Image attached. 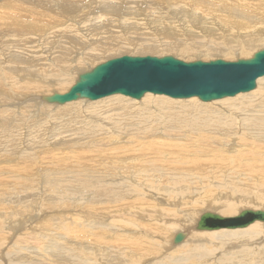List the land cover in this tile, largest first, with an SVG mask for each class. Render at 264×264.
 <instances>
[{
    "label": "bare ground",
    "instance_id": "1",
    "mask_svg": "<svg viewBox=\"0 0 264 264\" xmlns=\"http://www.w3.org/2000/svg\"><path fill=\"white\" fill-rule=\"evenodd\" d=\"M108 1L0 0V40L4 34L9 37L11 33L17 34L21 30L26 31L29 36L34 34L28 36L29 38L23 42L24 45L14 46L13 50L0 54V95L3 96V98L0 97V100L10 102L9 105L12 107H5L0 110V122L3 127L0 131V150L5 147L17 148L14 134H18L19 130H21L22 135L16 138L18 143H21L22 136L25 139L24 134L28 137L33 130L28 122L24 124L22 119L17 122V116L13 121H6L9 114L6 111H9V109L13 111L16 106L20 114L19 104L29 109V105L23 100L25 97L34 98L37 104H45V97L53 93L67 92L74 84L79 73L90 70L84 66V62L88 60L86 59L88 54H101L106 51L112 56L120 53L119 51L124 48L123 44L118 43V39H121L122 35L121 30L127 25V21L137 23V20L134 19L136 16L132 17V14L137 13V10L130 11L124 6L125 9L123 8L124 12H122V5H125L123 3L128 2L129 4L130 0H115L120 7L112 5V0H110L112 2ZM132 1L137 5H143L142 0ZM156 2L159 5H165V3L168 6L179 5L184 8L183 11H191L190 15L187 16H192L194 22H202L200 26L202 32L198 31L200 33L198 36L207 28L221 31L218 36L209 34L210 37L207 39H196L193 36L187 44L180 43L179 46L180 39L172 37L174 36L173 31H162L165 28L161 27L158 30L164 32L161 35L166 38L164 47L168 51L180 47L181 51L194 54L196 49L203 48L202 50L209 57L220 55L224 57L235 53L248 56L257 50H254L255 48L264 46V0H156ZM183 11L178 12L174 19L181 18ZM84 12L91 14V18L86 16L87 19L95 20L92 23L89 20L88 23L90 22L91 26L88 27H94L96 23H100L101 20L104 21L107 17H110V20H106V23L111 25L104 27L101 31L87 32L92 38V42L87 43L85 38H80L74 44L79 52H76V54L74 46L68 47L71 42L68 40L70 37L64 43L61 41L56 42L50 50H48V45L42 44L45 38L48 40L49 36H57L59 33L76 30L75 35H79L77 28L82 31L86 26L82 25L79 20L85 16ZM97 13L98 15H96ZM63 14L69 15V19L75 22L76 26L69 24L64 26L63 18L66 19V17ZM112 22H118V25L112 24ZM114 25L115 29L113 28ZM133 30L126 28L127 37L125 36V39H128L131 46L148 48L152 53L158 52L157 44L153 40L138 38L137 29H135L136 33ZM13 35L12 37L15 36ZM104 35H108L105 41L112 42L111 45L102 46L95 43L96 39L102 38ZM54 38L61 39L62 37L49 38L48 43ZM204 41L206 42L205 45L202 44ZM257 43L261 44L256 45ZM36 47L41 49L42 57L35 54H38L35 50ZM56 50L59 51L60 55L53 53ZM228 56L227 58H230ZM69 57H72L73 60ZM180 60L184 61L183 59ZM255 82L256 86L255 90L252 89L253 91L238 93L214 101H199L196 99L197 97L179 98L178 100L172 98L175 99L172 100L168 96L151 95L147 92L139 102L131 100L133 99L131 97H129L131 99H128V96L112 93L108 96L90 100V102L79 100L64 104L47 103L49 107L47 106L45 112L48 113V117L51 119L52 116H55L58 119L52 120L58 122L57 125L55 124L56 127L48 124V132H45L43 126L38 132L39 136L44 135L48 138V152L31 155V152L28 154L23 152L24 149L21 148L23 151L16 152L13 158L14 162L21 160L20 166L18 165L17 168L4 166L8 169L9 174H7V178L0 177V209H2V211L0 210V234L9 225H18L23 229L29 228L30 223L32 225L33 222L30 221H35V218L17 215L16 210L18 208L21 210L22 204L20 202L22 200H28L29 202L35 200V196H38L40 190L44 195L50 193L51 196L48 195L49 199H55V201L63 203L65 201L66 203L74 202L75 204V206H62L65 210H59V208L56 209L59 204L50 200L48 206L50 208L55 207L50 212L58 214L44 216H42V212L38 214L42 216V219L44 217L45 221H48L46 227L48 232L49 230L54 231L55 239L53 241L56 246L52 244L51 247L57 249L60 254L64 255L66 253L67 256L64 259L61 257L53 258L47 253L48 257L42 262H48V264L53 261L55 264L56 262L61 264H264V227L262 226L264 222L254 221L253 224L251 223V225L242 228L203 229V231H209L203 232L202 229L198 228V223L203 215L209 212L221 217L224 216L211 211H204L200 214L199 212L202 209L198 211V208H194L199 204L206 203V209L212 211H215L214 208L217 210L218 207L225 208L222 213L226 215L239 213L243 210H263L250 209V206L254 204L258 207L262 206L261 202L264 204V152H258L259 149L264 147V76L257 78ZM31 103L29 101V104ZM212 103H218V105ZM52 105L55 106V109L50 108ZM120 106L123 107L119 108ZM117 108L119 110H116ZM34 109L36 108L33 107V111H36ZM37 110L39 109L37 108ZM155 128L157 129L154 132ZM74 132L78 133L84 139V142L87 141L89 149L86 148V145L84 147L82 140L70 144L68 140L63 141L58 136V134H65L69 139V137L75 136L72 134ZM164 132L167 134L164 142L160 144L168 146L156 149L159 146L157 143L151 146L152 149L146 148L148 154L141 156L139 163L142 167L138 166L144 171L145 175L141 177V180L135 178L140 176L138 172L142 171H135L134 165L137 157L134 155L142 152L145 149V144L151 142V140L145 139L144 136L153 135V133L162 136ZM174 132L180 134L178 141L171 137V133ZM169 138L174 143L169 142ZM101 142L103 146H101ZM111 145H116V147L111 148ZM235 145L236 147H234ZM38 146L40 147L39 143ZM256 149L258 150L255 151ZM260 151H263V149ZM86 155H88L87 159L84 158ZM46 156H48V167H40L39 164L41 163L37 161ZM71 157L74 158L75 162L72 165H67V163L62 167L60 163L56 162V159L62 160V158L63 161H70ZM120 157L122 159L117 160ZM17 158L18 160H15ZM35 159L37 161H32ZM238 159L245 160L247 163H244L243 166L240 164V168L237 165ZM261 160L262 163H258ZM151 163L153 171L150 169ZM51 167L58 170L48 173V169ZM13 171L14 174L12 175ZM96 173L98 177L112 178L108 179L111 180L108 185L106 182L103 185L106 188L107 202L97 204V202L91 203L90 201L86 203L84 208L86 201L84 203L80 201L82 202L81 205L78 201L81 199L89 200L91 195L94 194L95 196V192L88 194L87 189H84L78 183L82 181L83 184L96 185ZM253 178H256L259 182H255ZM207 182L217 187V193L215 194L206 189L204 192L206 198L212 195L214 201L202 202L200 200V202H197L198 199L194 196L196 193H200V186L198 185H206ZM131 183H136V185L132 186ZM32 184L37 185L35 186L37 188L35 192L29 191ZM125 184H128V188L126 190L120 189ZM145 192H148V194H145ZM102 193H104L103 190ZM165 193H168V195H165ZM252 193H256V198ZM146 197L152 198V201L156 202H149L151 207L146 203L141 205ZM201 197L199 198L202 199ZM258 200H261V202L258 203ZM46 201L48 204V199ZM195 202L197 204L194 205ZM113 203H118L121 208H129L127 216L129 217L130 214L135 219H129L127 216L125 218L124 215L116 216L121 213L122 209L104 212L103 214L88 210L97 209L98 211V206L105 209ZM243 203L248 204L249 207L243 208ZM178 205L182 207L178 208ZM10 206L15 221L6 219V224L2 225L1 217L3 214H7ZM78 207L83 208L81 212L85 214L84 218L91 216L89 221L86 220L80 223L83 229L93 227L96 220H104L110 224V228L116 227V229L111 228L116 231L112 232V230H109L110 228L99 230L103 226L97 223V228L94 230L84 231L85 235L93 238L94 241L93 239L91 241H85L86 239L79 241L77 239V242H66V240L62 243L60 237L70 233L68 231L73 232V229H70L72 226H69V223L61 218L62 213L68 210L80 211ZM39 208H41V205ZM38 215L35 222L39 224ZM96 215L106 216L109 219L99 218L95 220ZM124 218L126 221L122 222ZM50 219H53L52 223ZM93 222L94 224L91 225L90 223ZM122 223L131 227V229H123ZM195 223L196 229L199 231L194 230ZM52 227L55 229H52ZM38 229L40 230V228ZM6 233L8 232L6 231ZM188 234L190 235L188 236ZM2 235L0 236L2 237ZM179 235L181 239L177 242L176 237ZM106 236L107 238H105ZM152 237H155L156 240ZM252 238L253 242L248 243ZM5 239L4 237L0 239V246L4 244ZM183 240L182 244L177 245ZM15 241L12 244L15 252L27 245L21 238ZM42 241L45 242V239ZM203 241H206V243ZM225 241L227 242L225 243ZM228 241H235L236 245L234 243L230 244ZM254 244L256 246H252ZM258 244L260 247H258ZM170 247L173 249L170 250ZM222 247L225 248V254L222 253ZM45 255L42 256L45 257ZM148 255L153 256L155 259L142 260ZM235 255L238 256L234 258ZM231 258L234 259L231 261ZM178 260L180 261L178 262ZM0 262L2 263V261Z\"/></svg>",
    "mask_w": 264,
    "mask_h": 264
},
{
    "label": "rangeland",
    "instance_id": "2",
    "mask_svg": "<svg viewBox=\"0 0 264 264\" xmlns=\"http://www.w3.org/2000/svg\"><path fill=\"white\" fill-rule=\"evenodd\" d=\"M113 1V3H112V5H114V6H116V7H120L119 6V3L117 2V1H115V0H112ZM112 1H108V2H112ZM128 1V0H127ZM131 2H129V4H128V2L127 3H123V4H125V5H122V12H124V10H123V8H124V6H125V8H128L130 11H134V10H137V13H135V14H132L133 16V18L134 19H136L137 20V23H135V21L131 24L129 21H127V25L124 27V29H122L121 31V33H122V35H121V39H118V43H121V44H123L124 45V48L121 50V51H119L120 53H118V54H115V55H109L108 53H106V51H103V53H101V54H94V53H90V54H88L87 55V57H86V59H88L87 61H85L84 62V66L86 67V68H88V69H92L94 66H96L97 64H100V63H102V62H105V61H107V59L109 60L110 58L112 59V58H116V57H120V56H124V55H129V56H147V55H150V56H158V57H162V56H165V55H172V56H175V57H177V58H179V59H183L184 61H194V60H202V61H209V60H213V59H217V58H221V59H224V60H227V61H234V60H236V59H245V58H249V55L251 54H249L248 56H244V55H241L240 53H235V54H232V55H230V56H228V57H230V58H227V56H224L223 57V55H220V56H216V57H209V55L205 52V51H203L201 48L200 49H196L195 51H194V54L193 53H191V54H187L185 51H181L180 50V47H178V48H176L175 50H173V51H168V50H166L165 49V47H164V42L166 41V38H165V36H163V35H161V34H163L164 32H159V30L158 29H161V27H164L165 29H163L162 31H165V30H169V32L171 31H173L172 33L174 34V36H172L173 38H175V39H180V42H179V46H180V43L181 44H183V45H185V44H187L188 42H189V40H191V38L193 37V36H195L194 38H196V39H207V38H209L210 36H209V34H212L213 36H218L220 33H221V31H217V30H210L209 28H207L206 30H207V32H206V30L200 35V36H198L200 33L199 32H202L201 31V24H202V22H200V23H198V22H194V19L192 18V16H187V15H190V13H191V11H183L182 9H184L182 6H179V5H175V6H173L174 8H176L175 10H174V8L172 7V6H168L166 3H165V5L163 4V5H159L157 2H156V0H142V2H143V5H141V4H139V5H137L135 2H133L132 0H130ZM191 1V0H190ZM115 2V3H114ZM132 3H134L135 4V6H134V4H132ZM97 6H98V4H97ZM124 8V9H125ZM168 8H169V10H168ZM167 10V11H166ZM172 10V11H171ZM180 11H183V14H182V17L181 18H178V19H174V17L178 14V12H180ZM99 12V11H98ZM143 12V13H142ZM85 16L84 17H82L83 19H79L80 20V22L82 23V25H86L85 26V28H84V30H82V31H80L78 28H77V33L79 34V35H75V31L76 30H74V31H71V32H66V33H59V35H57V36H49L48 37V40H49V38H53V37H62L61 39H58V38H54L50 43H48V40H47V38H45V40H43L42 41V44L43 45H48V50H50V49H52L53 47H54V44L56 43V42H58V41H61V42H63L64 43V41H66V39H68V37H70V39H68V40H70L71 42H70V45H68V47H72V46H74L75 47V49H74V52H75V54H76V52H78L77 50V46L76 45H74V44H76L78 41H79V39L80 38H85L86 39V41H87V43H90V42H92V38L90 37V35L89 34H87V32H91V31H101L104 27H107L108 25H111L110 23H106V20H110V17H107V19H105L104 21L103 20H101L100 21V23H96L95 24V26L94 27H88V26H91V23L92 22H94L95 20H90V13H86V12H84L83 13ZM86 14H89V15H86ZM100 14V13H99ZM145 14H147V15H145ZM167 14H169V15H167ZM186 14V15H185ZM96 15H98V13L96 14ZM167 15V16H166ZM63 16L64 17H66V19L65 18H63V22H64V26L65 25H67V24H69V25H73V26H76V23L75 22H72L70 19H69V15H67V14H63ZM62 16V17H63ZM68 16V17H67ZM86 16H88V17H90L89 19H87L88 17H86ZM145 16V17H144ZM155 16V17H154ZM171 17V18H170ZM133 18H131V19H133ZM96 19V18H95ZM66 20V21H65ZM90 20V22L88 23V21ZM103 21V22H102ZM111 22V21H110ZM112 24H115V25H118V22H112ZM129 24V25H128ZM150 24V25H149ZM115 25L113 26V28L115 29L116 27H115ZM148 27V28H147ZM150 27V28H149ZM159 27V28H158ZM126 28H131L132 30L134 29H137V31H138V33H136L137 31L135 30H133L136 34H137V37L138 38H143V39H148L149 41L151 40H153L154 41V43L155 44H157V47H158V52H156V53H152V51H150L148 48H138V47H136L135 48V46L134 45H132L131 46V44L130 43H128V39L126 38L125 39V36L127 37V31H126ZM141 30V31H140ZM124 31V32H123ZM143 31V32H142ZM199 31V32H198ZM26 31H24V30H21V32H19V33H11V35L8 37V35L7 34H4V35H2L1 36V40H0V54L1 53H7L9 50H13L14 49V46H17V45H24L23 44V42L27 39V38H29L30 36H32V35H34V34H32V35H30L29 36V34H27V32L25 33ZM110 33V32H109ZM123 33H125L124 35H123ZM204 33H206V34H204ZM208 33V34H207ZM15 36H14V35ZM20 34V35H19ZM27 34V35H26ZM143 34V35H142ZM12 35L14 36V37H12ZM146 35V36H145ZM22 36V37H21ZM29 36V37H28ZM107 36L108 35H104L102 38L101 37H99L98 39H96V41H95V43H97V44H101L102 46H105V45H111L112 44V42H106L105 40L107 39ZM141 36V37H140ZM163 36V37H162ZM212 36V37H213ZM18 37V38H17ZM44 37H45V35H44ZM6 38V39H5ZM12 38V39H11ZM17 39V40H16ZM21 41H20V40ZM125 39V40H124ZM12 40H13V42H12ZM15 40V41H14ZM121 40V42H119ZM123 40V41H122ZM165 40V41H164ZM18 41H19V44H18ZM136 41H138V40H136ZM169 42H170V39H169ZM7 43V44H6ZM47 43V44H46ZM9 44V45H8ZM14 44V45H13ZM203 45H205L206 44V42L204 41L203 43H202ZM259 44H261V43H257L256 45H259ZM264 45V44H263ZM67 46V45H66ZM29 47H31V46H29ZM262 48H264V46H261V47H258V48H255L254 50H259V49H262ZM136 49V50H135ZM35 50L38 52V54L37 53H35L36 55H38L39 57H42L43 56V53L41 52V49L39 48V47H36L35 48ZM180 50V51H179ZM253 50V51H254ZM256 50V51H257ZM200 51V52H199ZM147 52H150V53H147ZM237 52V51H236ZM255 52V51H254ZM254 52H252V53H254ZM53 53L55 54V55H60V53H59V51L58 50H56V51H53ZM79 53V52H78ZM178 53H180V54H183V55H179ZM45 54V53H44ZM252 55V54H251ZM251 55H250V57H251ZM223 57V58H222ZM70 59H72L73 60V58L72 57H69ZM47 62H48V60H47ZM54 74V73H53ZM52 74V75H53ZM57 79H59V78H57ZM253 90H255V89H253ZM253 90H251V91H253ZM248 92H250V91H248ZM245 93H247V92H245ZM45 95H48V94H45ZM152 95V94H151ZM123 96V95H122ZM0 97L1 98H3V96L2 95H0ZM126 97V96H125ZM128 99H131V98H129V97H127ZM142 98V97H141ZM141 98L140 99H131V100H134V101H137V102H139L140 100H141ZM168 98V97H167ZM169 99H172V98H169ZM179 98H176V100H178ZM197 100H199L198 98H196ZM23 100H25L26 101V103L29 105V109L28 108H26L25 106L23 107V105H21V104H19V109L21 110V112H20V114H19V111L17 110V107L15 106V109L13 110V111H11L10 109H9V111H6V112H9V114L7 115V117H6V121H9V120H11V121H13V119L16 117V119H17V122H19V120H23V123L25 124L26 122H28L29 124H30V126H32L31 128L33 129L32 130V132L28 135V137L24 134V137H25V139L23 138V136H22V140H21V143H18L17 142V139L16 138H18L19 136H21L22 135V133H21V130H19V132H18V134H14L15 136H16V138H15V141H16V143H17V148H4L3 150H0V169H2V170H0V177L1 178H7V174H9V171H8V169L7 168H4V166H12L13 168H17V166L19 165L20 166V162H21V160L20 161H18V162H14V160H13V158H14V155H15V153L16 152H20V151H23V150H21V148L22 149H24V151L23 152H26V153H28L29 154V152H31V155H34V154H40L41 152H48V150H49V148H48V146H49V140H48V138L47 137H45L44 135H41V136H39L38 135V132H39V129L43 126L44 127V129H45V132H48V128H49V125H52V126H54L55 124L57 125L58 124V122H56V121H52V120H58L55 116H52L51 117V119H50V117H48V113H46L45 111H46V109L49 107V105L47 104L48 102L45 100L44 102H46L45 104H37V103H35V99L34 98H31V97H28V98H24ZM85 101V102H90V100H87V99H77V100H74V101H70V102H76V101ZM155 100H157V98H155ZM172 100H175V99H172ZM180 100H182V99H180ZM28 101V102H27ZM29 101H30V103L32 102L33 103V105H32V103L31 104H29ZM81 101V102H82ZM159 101V100H158ZM200 101V100H199ZM214 101V100H213ZM67 103H69V102H67ZM10 104V102H4V100H0V110L1 109H3V108H10L11 107V105H9ZM34 104H35V106H34ZM212 104H216V105H218V103H212ZM39 106V107H38ZM42 106V107H41ZM48 106V107H47ZM162 106H164V105H162ZM28 107V106H27ZM33 107L34 108H36V109H34V110H36V111H33ZM121 107H123V106H120L119 108H121ZM12 108V107H11ZM37 108L39 109V110H37ZM51 109H55V106L54 105H52L51 107H50ZM119 108H117L116 110H119ZM241 109V108H240ZM40 111V112H39ZM26 114H25V113ZM36 112H39L38 114L36 113ZM190 112H193V111H190ZM14 113V114H13ZM28 113H30V114H28ZM35 113V114H34ZM42 113V114H41ZM110 113H112V112H110ZM233 113V112H232ZM25 114V115H24ZM37 114V115H36ZM43 114H44V116H43ZM42 116L41 118H40V116ZM30 116V117H29ZM23 117V118H22ZM10 118V119H9ZM28 118V119H27ZM47 118V119H46ZM26 119V120H25ZM32 119V120H31ZM46 119V120H45ZM35 120H36V122H35ZM30 121H32V122H30ZM39 121H40V124H39ZM45 121V122H44ZM55 122V123H54ZM43 123H45V124H43ZM47 123V124H46ZM53 123V124H52ZM49 124V125H48ZM34 125V126H33ZM56 125H55V127H56ZM40 126V127H39ZM48 126V127H47ZM0 131H1V129L3 128L2 127V123L0 122ZM47 128V129H46ZM37 129V130H36ZM156 129L157 128H155V130H154V132L156 131ZM24 130H27V129H24ZM35 131V132H34ZM34 132V133H33ZM247 133H248V135H249V132L247 131ZM32 134V135H31ZM73 135H75V136H72V137H69V139L65 136V134H61V135H59L58 134V136L59 137H61V140H63V141H66V140H68L69 142H70V144H72V143H74V142H76V141H78V140H82V143L84 144V147H85V145H86V148H88L89 149V147H88V145H87V141L86 142H84V139H82V137L80 136V135H78V133H76V132H74V133H72ZM167 133L166 132H164V135H162V136H158V135H156V134H154L153 133V135H147V136H144V138L145 139H149V140H151V142L150 143H148V144H145V149L142 151V152H140V153H138V154H135L134 156L135 157H137V160L135 161V165H134V168H135V171H142V172H138L139 174H140V176H136L135 178H137V179H140L141 180V177H143L144 175H145V173H144V171L142 170V169H140V168H138V166L140 165V163H139V161H140V158H141V156H143V155H147L148 154V151H146V148H150V149H152V147L151 146H153L154 144H157L158 143V147L156 148V149H160V148H164V147H166V146H168V145H161L160 143H162V142H164V138H165V135H166ZM78 136V137H77ZM250 136V135H249ZM35 137V138H34ZM39 137V138H38ZM45 137V138H44ZM171 137H173L174 139H175V141L177 140H179L180 139V134L178 133V132H174V133H171ZM27 138V139H26ZM66 138V139H65ZM33 139V140H32ZM39 139V140H38ZM24 140H26L27 142H25ZM42 140V141H41ZM24 141V142H23ZM36 141V142H35ZM45 141V142H44ZM172 140L169 138V142H171ZM50 142H51V140H50ZM173 142V141H172ZM32 143V144H31ZM38 143H39V145H40V147L38 146ZM45 143H48L47 145L45 144ZM174 143V142H173ZM22 146H21V145ZM44 144V145H43ZM101 144V146H103V143L101 142L100 143ZM99 144V145H100ZM34 145V146H33ZM43 145V146H42ZM124 145H126V144H124ZM31 146V147H30ZM113 147H116V145H111V148H113ZM234 147H236V145L234 146ZM42 148V149H41ZM263 149V151H260V150H262ZM5 150V151H4ZM258 149H256L255 151H257ZM62 151H65V150H62ZM38 152V153H37ZM40 152V153H39ZM92 152V151H91ZM258 152H264V147H262L261 149H259V151ZM156 153V152H155ZM7 154H9V155H7ZM92 155H94L93 153H91ZM133 156V157H134ZM261 156V155H260ZM260 156H259V158H260ZM7 157V158H6ZM47 157V158H46ZM45 158H42L40 161H37L36 159L35 160H32V161H37L38 163H41V164H39L40 165V167H48V156H46ZM123 157H128V156H123ZM85 159H87L88 158V155H86L85 157H84ZM155 158V157H154ZM12 159V160H11ZM120 159H122L121 157L119 158V159H117V160H120ZM205 159H208V158H205ZM4 160H7V161H4ZM15 160H18V158L17 159H15ZM260 160V159H259ZM42 161H44V162H42ZM59 161V162H58ZM68 161V162H67ZM67 161H63V158H62V160L60 159V160H57L56 159V162L57 163H60L61 165H62V167L63 166H65L67 163V165H72L73 163H75L74 162V158L73 157H71V159H70V161L69 160H67ZM238 161V164L237 165H239V167H240V164H241V166H243V164L244 163H247V161H245V160H237ZM66 162V163H65ZM233 162V161H232ZM240 162V163H239ZM42 163H43V165H42ZM63 163V164H62ZM153 163V162H152ZM152 163H151V165H150V169L153 171V169H152ZM258 163H262V160L261 161H258ZM16 164V165H15ZM2 165V166H1ZM35 166V165H34ZM140 167H142L141 165H140ZM241 168V167H240ZM43 169V168H42ZM96 169V168H95ZM7 170V171H6ZM54 170H58V169H56V168H54V167H51V168H49L48 169V173L49 172H54ZM3 173V174H2ZM14 174V171L12 172V175ZM5 177H4V176ZM12 175H11V177H12ZM96 177H95V180H96V185H90V184H83V182L81 181V183H78L79 185L81 184L83 187H84V189H87V193L88 194H90L91 192H95V196H94V194L93 195H91L90 196V199L88 200V199H81V200H79L78 201V203H79V205H81L82 204V202L84 203V201H86L85 203H84V208H85V205H86V203L87 202H90L91 201V203H96L97 202V204L98 203H104V202H107L106 200H107V197L105 196L106 195V193H105V191H106V188L103 186L104 185V182H106L107 183V185H108V183L111 181V180H108V179H112V178H110V177H98V174L96 173ZM56 176H58V174H56ZM107 180V181H106ZM253 180L255 181V182H259L256 178H253ZM131 185L133 186V185H136V183H131ZM204 185V186H203ZM203 185H198V186H200L199 188H200V193H196L195 194V196H194V198H197L198 199V201L197 202H200V200H202V202H205V201H207V202H209V201H214V199L212 198L213 196L212 195H210L209 197H205L204 196V192L206 191V190H208V191H212V192H214V194L215 193H217V187H215L212 183H210V182H207L206 183V185L205 184H203ZM35 186H37V185H31V187H30V189H29V191H33V192H35L36 190H37V188L35 187ZM207 186V187H206ZM210 186V187H209ZM101 187V188H100ZM203 187V188H202ZM104 188V189H103ZM128 188V184H125V186L123 185V187L121 186L120 187V189H127ZM206 189V190H205ZM210 189V190H209ZM25 190H27L26 188H25ZM39 190V189H38ZM101 190V191H100ZM102 190L104 191V193H102ZM164 190V189H163ZM101 192V193H100ZM40 193V194H39ZM39 193H38V196H35V200H33V201H28V200H22L20 203L22 204V207H21V210L18 208L17 210H16V213H17V215H24V216H26V217H30V218H35V221H37V215L38 214H40L41 212H42V216H44V215H49V214H58V213H55V212H50L51 211V209H53V208H55V207H52V208H50V206H48V205H50V200H52V199H49L48 198V195L49 196H51L50 195V193H48V195H44V194H42L41 192H40V190H39ZM102 194V195H101ZM145 194H148V192H145ZM252 194H254L253 196L256 198V193H252ZM98 195V196H97ZM165 195H168V193H165ZM41 196V197H40ZM44 196V197H43ZM89 196V195H88ZM201 196H203V197H201ZM1 197V196H0ZM120 197V196H119ZM199 197H201L202 199H200ZM64 199H66L65 197H63ZM93 198V199H92ZM254 198V199H255ZM41 199V200H40ZM46 199H48V204H47V201H46ZM145 200H143L142 201V203H141V205L143 204V203H146L147 205H149V207H151V204L149 203V202H154V201H152V198H150L149 199V197H146V198H144ZM197 199H195V200H197ZM205 199V200H204ZM191 200V199H190ZM52 201H54V202H56V204L58 203L59 205H57L56 206V209H58L59 208V210L61 209H64L62 206H65V205H71V206H75V204H74V202H67L66 203V201H65V203H63V202H60V201H55V199H53ZM80 201H82V202H80ZM183 201V200H182ZM39 202V203H38ZM61 204H60V203ZM156 202V201H155ZM154 202V203H155ZM197 202H195L194 203V205L195 204H197ZM258 203L259 202H261V200H258L257 201ZM25 204V205H24ZM31 204V205H30ZM73 204V205H72ZM96 204V205H97ZM24 205V206H23ZM28 205V206H27ZM34 205V206H33ZM35 205H38V206H35ZM40 205H41V208H39L40 207ZM116 205V206H115ZM201 205V206H200ZM254 205H256V204H254ZM254 205H252V206H250V209H263L264 210V204L261 202V207L259 206H254ZM32 207L31 209H30V207ZM242 206H244L243 208H247V207H249L248 206V204H246V203H243V205ZM1 207V206H0ZM118 207V208H117ZM180 207H182L181 205H178V208H180ZM90 208V207H89ZM101 206H98V211H97V209H88V210H92V211H95V213H107V212H109V211H113V210H116V209H122V211H121V213L119 214V215H116V216H120V215H124L125 216V218H126V216H127V214L129 213V208H121V207H119L118 206V203H113V204H109V206L107 207V208H105V209H103V208H101ZM194 208H198L197 210L198 211H200L201 209H202V211H200L199 213L200 214H202L204 211H211V212H213V213H217V214H219V215H222V216H224V217H228V216H234V215H236L238 212H235V213H231V214H224V213H222V212H224L225 211V208H220V207H218V209L216 210L215 208H214V210L215 211H212V210H209V209H206V203L205 204H199L197 207H194ZM33 209V210H32ZM37 209H38V211H37ZM43 209V210H42ZM56 209H54V210H56ZM78 209L80 210V211H77V210H68V211H64L62 214V217L61 218H63L66 222H68L69 223V226H72V227H70V229H73V232L72 231H68V232H70V233H67V234H65V235H63V236H61L60 238H61V242L62 243H64L66 240V242H69V241H71V242H77L78 240L77 239H79V241L80 240H85V241H91L93 238H89V237H87L86 235H85V232L84 231H87L88 232V230H94L95 228H97L96 227V224L97 223H99V224H101L102 226H103V228L102 229H99V230H103V229H109L110 227V224H108V222H106V221H104V220H96V219H99V218H104V219H109V217H106V216H101V215H96L94 218H95V225H93V227H90V228H85V229H83V226H80V223L81 222H83V221H89L90 220V217L91 216H88V217H86V218H84V215L85 214H83L81 211L83 210V208H80V207H78ZM100 209V210H99ZM102 209H103V211H102ZM224 209V210H223ZM1 211H2V209H0ZM29 210V211H28ZM37 212H36V211ZM65 210V209H64ZM125 210H126V212H125ZM222 210V211H221ZM20 211V212H19ZM72 211V212H71ZM97 211V212H96ZM123 211H124V213H123ZM127 211H128V213H127ZM239 211V210H238ZM19 212V213H18ZM25 212V213H24ZM29 212V213H28ZM32 212H34V213H32ZM12 213V214H11ZM22 213V214H21ZM33 215H32V214ZM71 213V214H70ZM76 213V214H75ZM152 213V212H151ZM79 214H80V216H79ZM88 214V213H87ZM66 215V216H65ZM72 215V216H71ZM226 215V216H225ZM14 215H13V211H12V208H11V206L8 208V211H7V214H3L2 215V217H1V224L3 225H5L6 224V219H9V220H12V221H15V219H14V217H13ZM42 216H40V215H38V222H39V224L37 223V222H35V221H30V222H33L32 223V225H31V223H30V225L28 226L29 228H25V229H23V228H20V226H16V225H14V226H7L4 230H2L1 231V234L0 235H2V237H4V239H5V241H4V244L3 245H1L0 246V258H1V260L0 261H2V263L3 264H12L13 262H17V263H13V264H37V263H39V264H48V262H42L44 259H46L47 257H48V254H50L49 256L50 257H61V258H66L67 256H66V253L63 255V254H60V252L59 251H57V249H54L53 247H51V245L53 244V245H55L56 246V244H54L55 242L53 241L54 239H55V236L53 235L54 234V231L53 232H51L52 230H49V232H48V230H47V226H48V224H47V222L48 221H45V219H44V217H43V219H42ZM112 217H113V215H111ZM128 217V216H127ZM4 218V219H3ZM72 218V219H71ZM74 218V219H73ZM92 218H93V216H92ZM122 219V222H125L126 221V219ZM129 219H135L134 217H132L130 214H129V217H128ZM199 219V218H198ZM197 219V220H198ZM51 220V223H52V220L53 219H50ZM82 220V221H81ZM41 221V222H40ZM94 221V220H93ZM5 222V223H4ZM76 222H78V223H76ZM37 223V224H36ZM40 223H42V224H40ZM57 223H59V222H57ZM262 223V222H261ZM34 224H35V226H34ZM60 224V223H59ZM91 225L92 224H94V222L93 223H90ZM253 224V223H252ZM262 224H264V223H262ZM77 225H78V227H77ZM114 225V224H113ZM116 225V224H115ZM114 225V226H115ZM251 225V224H250ZM32 226V227H31ZM37 226V227H36ZM263 227H264V225H262ZM9 227V228H8ZM15 227V228H14ZM75 227V228H74ZM78 229H77V228ZM81 227V228H80ZM105 227V228H104ZM108 227V228H107ZM122 227H124L123 229H125V230H129V229H131V227H128L127 225H125L124 223H122ZM11 228V229H10ZM13 228V229H12ZM20 228V229H19ZM37 228V229H36ZM38 228H40V230L38 229ZM111 228H113V229H116V227H111ZM109 229V230H112V229ZM151 228V227H150ZM6 229H8V230H6ZM19 229V230H18ZM22 229V230H21ZM28 229V230H27ZM32 231H31V230ZM42 229V230H41ZM52 229H55L54 227H52ZM27 230V231H26ZM33 230H35L34 231V233H33ZM194 230H196V231H199V230H197L196 229V223H195V226H194ZM6 231L8 232V233H6ZM24 231V232H23ZM26 231V232H25ZM83 231V232H82ZM114 231H116V230H112V232H114ZM201 231V230H200ZM203 231V230H202ZM14 232V233H13ZM79 232V234H77ZM170 232H171V230H170ZM178 232H180V231H178ZM182 233L184 232V231H181ZM203 232H209V231H203ZM81 233H83V234H81ZM185 233V232H184ZM12 234V235H11ZM29 235V236H27V235ZM50 234V236H48ZM70 236H69V235ZM75 234V235H74ZM77 234V235H76ZM185 234H187V233H185ZM60 235H62V234H60ZM177 235V234H176ZM175 235V236H176ZM190 234H188V236H189ZM11 236V237H10ZM65 236V237H64ZM1 236H0V239L2 238ZM81 237H83V238H81ZM252 237V236H251ZM22 239V241H24L27 245H25V248H21V249H17V251L15 252V249H13L12 248V244L13 243H15L16 241L15 240H18V239ZM40 238H42V240H44L45 239V242H43L42 240H40ZM63 238V239H62ZM66 238V239H65ZM69 238V239H68ZM88 238V239H87ZM105 238H107V236L105 237ZM152 238H154V240H156V238L155 237H152ZM185 238H186V235H185V237H184V240H185ZM15 239V240H14ZM49 239H51L52 241H50ZM75 239V240H74ZM184 240L181 242V243H179V244H177V245H180V244H182L183 242H184ZM59 241V240H58ZM93 241H94V239H93ZM107 242V241H106ZM156 242V241H155ZM204 243H206V241H203ZM227 241H225V243H226ZM230 244L231 243H234L235 245H236V243H235V241H228ZM253 242V238L252 239H250L249 240V242L248 243H252ZM50 243V244H49ZM157 243V242H156ZM238 243V242H237ZM0 244H1V242H0ZM124 244H126L125 242H124ZM64 245V244H63ZM176 245V246H177ZM227 245V244H226ZM234 245V246H235ZM252 246H256L255 244L254 245H252ZM8 247V248H7ZM258 247H260V245L258 244ZM29 250H28V249ZM251 248H254V247H251ZM8 251H7V250ZM25 249H26V251H25ZM173 248H171L170 247V250H172ZM224 247H222V253H224L225 254V252H224ZM13 250V251H12ZM19 250H20V252H19ZM53 250H54V253H53ZM7 251V252H6ZM12 251V252H11ZM23 251V252H22ZM166 252V251H165ZM256 252H257V249H256ZM15 255H14V254ZM32 253V254H31ZM36 253V254H35ZM48 253V254H47ZM4 254V255H3ZM44 254H46L45 255V257H43L42 255H44ZM60 254V255H59ZM12 255V256H11ZM16 255H17V257H16ZM63 257H62V256ZM3 256V257H2ZM10 256V257H9ZM238 255H235V257L234 258H236ZM14 257V258H13ZM16 257V258H15ZM34 257V258H33ZM40 259H38V258ZM14 259V261H13V259ZM148 258H149V260H153V259H155V258H153V256H147L146 258H142V260H146V261H148ZM233 258V259H234ZM5 259V260H4ZM232 258H231V261L233 260ZM7 260V261H6ZM39 260V261H38ZM5 261V262H4ZM180 260H178V262H179ZM223 261H226V260H223ZM36 262V263H35ZM1 262H0V264H2ZM152 263H154V262H152ZM225 263V262H224ZM51 264H55V262L53 261ZM56 264H61L60 262H56ZM133 264H135V263H133Z\"/></svg>",
    "mask_w": 264,
    "mask_h": 264
},
{
    "label": "water",
    "instance_id": "3",
    "mask_svg": "<svg viewBox=\"0 0 264 264\" xmlns=\"http://www.w3.org/2000/svg\"><path fill=\"white\" fill-rule=\"evenodd\" d=\"M264 76V48L251 57L226 61L185 62L172 55H124L97 64L78 74L65 93L45 97L48 103L64 104L77 99L95 100L112 93L140 99L149 92L171 98L197 97L211 101L245 93L255 88ZM254 221L264 222V211L243 210L231 217L207 212L200 218L199 229L242 228ZM181 236L176 237L180 241Z\"/></svg>",
    "mask_w": 264,
    "mask_h": 264
}]
</instances>
